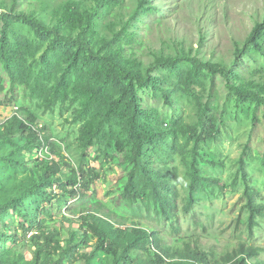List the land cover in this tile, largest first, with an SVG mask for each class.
Here are the masks:
<instances>
[{"label":"rangeland","instance_id":"1","mask_svg":"<svg viewBox=\"0 0 264 264\" xmlns=\"http://www.w3.org/2000/svg\"><path fill=\"white\" fill-rule=\"evenodd\" d=\"M68 1L45 0L46 9L39 10L40 0H19L16 6H12L11 0H0V15L11 9L16 12L35 10L48 20L52 9ZM75 1L83 6L92 4L91 0ZM147 1L153 9L141 10L138 17L130 21L139 0H119L109 12L103 13L99 31L112 37L110 25L120 31L124 23L130 22L128 36L132 38L123 39L126 55L137 58L144 74L157 80V88L137 85L136 92L140 110L158 113L164 121L163 136L146 150L151 155V168L159 171L169 184L168 197L176 206L174 215L164 218L156 212L157 207L152 202L142 200L130 204L122 197L133 167L128 160L130 145L122 151L116 138L107 135L86 151L87 157L82 161L84 151L79 137L84 124L73 121L79 105L68 101L65 106L58 103L51 110L45 109L41 101L31 98L26 85L11 88L0 61V121L14 112L22 119L27 118L48 140L50 154L61 168L57 175L60 183L46 193L21 202L20 212L9 210L1 214L0 233L9 238L6 242L9 247L31 261L36 236H54L50 250L52 258L57 259L74 232L77 248L73 255L63 253L60 264H86L95 239L81 216L96 213L106 215L107 221L121 228L138 226L155 233L161 246L171 252L201 251L206 258L200 264H225L241 246L255 248L257 256L253 264H264V218H257L256 226L249 233L248 212L242 200L244 183L237 171L239 158L247 148V182L259 194L257 203L264 205V102L239 99L219 70L213 72L204 68L198 82L188 86L186 75L192 64L188 58L180 61L182 78L175 74L177 71L155 65L156 57L161 55H196L204 62L233 65L234 72L247 81L263 83L264 39L263 51L253 49L246 41L256 23L264 21V0ZM1 29L0 20V35ZM13 30L32 41L37 40L35 57L38 60L50 39H38L28 26L19 22H14ZM238 47L245 53L237 54ZM235 60L238 65L233 64ZM60 75L59 70L55 71L57 79ZM232 81L239 82L234 77ZM125 98L130 105L128 95ZM207 115L213 117L212 138H199L200 143L193 148L203 131L198 123L205 122ZM140 119L147 120L143 114ZM174 120L179 121L175 128L177 134L169 133ZM191 127L196 128L197 133L191 132ZM23 145V138L16 137L12 143L0 146L2 157L18 149L13 163L0 162V205L20 195L52 166L40 160L39 148L32 146V150L24 151ZM193 159L199 176L215 180L217 185L203 184L194 192V204L188 208L189 167ZM76 172L82 177L80 184L73 188L68 185L69 177ZM72 190L78 192L76 196L72 195ZM82 236L85 241L81 240ZM130 255L127 264L153 258L150 251ZM111 263L112 255L98 251L87 264Z\"/></svg>","mask_w":264,"mask_h":264},{"label":"trees","instance_id":"2","mask_svg":"<svg viewBox=\"0 0 264 264\" xmlns=\"http://www.w3.org/2000/svg\"><path fill=\"white\" fill-rule=\"evenodd\" d=\"M19 0H11L12 6H16ZM90 6H83L80 2L69 0L59 8L52 9L49 19L41 16L38 11L16 12L11 9L8 13H2V29L0 35V61L8 74L11 88L24 84L30 90L32 99L42 102L47 110H51L58 103L66 105L68 101L78 104L79 109L74 115L73 121L82 122L84 125L80 131V145L83 155L82 161L86 159V151L95 142L107 135L115 137L119 148L124 151L125 146L130 145L131 151L128 160L133 165L128 175V181L123 187L122 197L130 204L147 200L157 207V213L170 218L176 211L175 202L168 196L171 194L169 184L165 177L157 170L151 168L152 159L146 150L148 145H154L157 139L162 137L164 121L158 113L144 112L138 106L136 86L144 88L153 85L157 88V80L151 75H145L142 70V63L132 54L126 55V47L123 39L129 35L128 27L130 22L124 23L120 31L113 25L109 26L112 37L102 34L99 31L100 20L104 12H109L113 5L119 0H91ZM147 0H139L138 7L130 21L136 19L143 12L153 9ZM46 9L45 0H40L39 10ZM14 22L28 26L38 39L48 38L49 44L38 60L35 57V43L37 40H30L26 36L13 30ZM132 36L127 39H131ZM264 39V21L256 23L252 32L247 38L253 49L263 51L262 40ZM237 54L245 53L242 48H237ZM184 56V57H183ZM161 55L156 57L155 65L177 71L182 78L180 61L188 58L192 62L191 68L186 75L188 86L197 83L203 76L204 68L215 72L221 71L227 78L228 87L235 92L239 99L251 98L256 102H264V82L247 81L238 72H234L233 65L222 63H211L200 60L196 55ZM238 65L236 60L233 63ZM59 70L61 75L57 79L55 71ZM238 81H232L233 77ZM55 79L53 83L52 80ZM53 83V84H51ZM47 84H51L49 87ZM71 95L73 97L71 98ZM128 95L130 105L125 102ZM145 115L146 121L140 119ZM20 117V116H19ZM12 116L0 126V146L12 143L16 137L24 140V151L32 150V146L39 150L48 140H42L39 133L32 127L35 126L27 118L20 119ZM213 117L206 116L205 122H199L202 133L199 138L210 140L212 138L211 122ZM174 127L169 133L177 134L175 128L179 121H173ZM106 126L108 129H106ZM115 129L120 130L117 132ZM191 132L197 133L196 128H190ZM203 142V139H202ZM204 144V143H203ZM50 145V144H49ZM51 146V145H50ZM18 149L9 152L5 157L0 156V162H11ZM38 150V151H39ZM247 150V148H245ZM245 150L238 161V174L244 183L242 200L245 210L248 212V231L256 226L257 218H264V205L257 203L259 195L248 185L246 173ZM55 159L45 160L46 165H52L44 170L37 180L25 188L24 191L15 197L9 198L5 204L0 205V216L3 212L13 210L20 212V203L29 200L36 194L46 193L61 180L57 177L61 168ZM264 167V156L262 159ZM83 172V169H80ZM190 173V194L188 197V208L194 204L193 194L203 184L217 185V181L202 178L193 159L189 167ZM86 179L84 172L82 174ZM81 174L75 173L69 177L68 185L73 188L80 184ZM87 187V183H85ZM78 192L72 190V195ZM69 211H72L69 207ZM81 219L95 239L94 247L86 257V264L96 252L103 251L112 255L111 264H127L130 262L131 253H147L150 251L153 258L148 260L137 259L134 264H200L206 255L201 251L171 252L163 248L157 235L153 232L135 226L121 228L113 222L107 221L106 215L87 213ZM44 236V237H43ZM76 233L72 232L66 240V247L60 252V257L53 259L51 256L52 235H38L34 238L33 259L27 261L22 255L9 247L6 242L9 238L0 233V264H60L63 253L73 255L77 243ZM85 241V236H82ZM16 241V239H15ZM257 252L253 247L241 246L231 254L225 264H253ZM139 257V255H138Z\"/></svg>","mask_w":264,"mask_h":264},{"label":"built area","instance_id":"3","mask_svg":"<svg viewBox=\"0 0 264 264\" xmlns=\"http://www.w3.org/2000/svg\"><path fill=\"white\" fill-rule=\"evenodd\" d=\"M12 116H17V117H19V114H18L17 112H14V114H12L9 118H11ZM9 118H8V119H9ZM19 118H20V117H19ZM8 119L1 120V121H0V126H1L2 124H4L5 121L8 120ZM20 119H22V118H20ZM30 127H32V129H34L36 132L39 133V136H40V138H41L42 140L45 139L44 136L41 134L39 128H37V127H35V126H30ZM39 157H40V160H41V161H45V160L52 161V160L54 159V157L50 154V145H49V144L46 145V144H45V141H44V145H43V147H42V148L40 149V151H39Z\"/></svg>","mask_w":264,"mask_h":264}]
</instances>
